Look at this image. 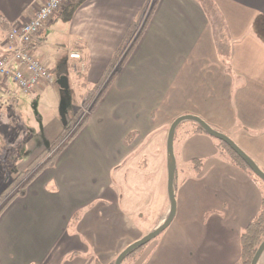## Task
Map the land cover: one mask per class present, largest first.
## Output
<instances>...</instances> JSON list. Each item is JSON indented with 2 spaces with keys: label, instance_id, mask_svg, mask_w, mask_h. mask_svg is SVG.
<instances>
[{
  "label": "crops",
  "instance_id": "obj_1",
  "mask_svg": "<svg viewBox=\"0 0 264 264\" xmlns=\"http://www.w3.org/2000/svg\"><path fill=\"white\" fill-rule=\"evenodd\" d=\"M156 1L87 0L67 21L64 7L32 38L31 51L51 70L44 45L59 24L76 40L61 61L74 68L80 62L70 54L80 52L85 79L98 83L132 24L149 18L87 125L0 215V264H114L170 214L162 138L180 116L231 134L264 171V29L257 25H264V0H159L154 8ZM42 3L0 0V57L10 28L29 21ZM62 82L69 85L66 76ZM50 85L25 94L4 80L0 138L15 129L7 102L18 114ZM157 131L162 150L152 152ZM175 137V218L123 264H242L241 234L261 209V187L220 154L212 137ZM12 176L0 168V192Z\"/></svg>",
  "mask_w": 264,
  "mask_h": 264
},
{
  "label": "rangeland",
  "instance_id": "obj_2",
  "mask_svg": "<svg viewBox=\"0 0 264 264\" xmlns=\"http://www.w3.org/2000/svg\"><path fill=\"white\" fill-rule=\"evenodd\" d=\"M60 17L64 19V16H60ZM257 25L258 28L264 29V25L262 26L261 19L258 20ZM53 28L54 29L52 30L51 35L50 36L48 35L47 37L46 45H44L45 46L44 54L51 61L50 71L54 75L55 82L49 87H47L41 93L43 95L39 97L40 99H36L35 102L33 101L30 102L28 105H26L23 108H18L17 109L19 112L18 114L15 113L16 108L14 106L10 105L8 102L5 105L6 108L4 109V111L9 113L8 115L10 119L14 118V122H11L10 126L12 125L13 127H15V129L12 128L14 130L9 131L6 138L5 135L4 137L0 138V168L4 170L5 174L13 175L12 176L13 178L7 181L8 183L6 187H4V189L0 192V208L2 205H4V202L7 201L9 197H11V195L9 194H11L12 192L5 193L7 186L17 177V175L30 168L31 166L30 164L37 158L36 156L45 149L48 141L51 144L57 142L58 137L61 135L65 125L64 124L65 117L68 119L70 118L73 119L71 121L72 126L70 132L67 135H65L63 139L60 140L61 141L60 143L58 142L59 144H57L56 149L59 148L63 143H65L67 137L71 134V131H75V128L79 124H81L82 121L87 119V123H88L89 119L93 114L91 113L92 110L91 107L96 102H99L96 108L98 109V107L102 104L108 92L107 91L105 94H102V92L105 90L106 86L108 85V82L111 80L110 77L112 74L111 69L113 67H111L109 70L108 69L106 70V73L101 79L102 81L98 83L88 82L84 76L86 74V72H84L85 67L83 71L76 72L73 67L71 69L67 67V62L61 61V60H65L67 58V55L69 56L68 53L70 49H72V47L74 46L76 40L69 33L65 32L60 27L59 24H57ZM56 59H59V61H57ZM63 62H65L67 70L63 72L64 74L62 75L60 73L61 70L60 68L62 64L60 63ZM113 65H115L116 69L122 70V68L119 67V65L116 64ZM64 76H66L69 80V85L66 87L61 84V79ZM92 90H95L94 96L92 95L90 99H87L88 94L92 92ZM185 95L186 97H189V94H185ZM186 115H190V114H186ZM16 122L17 124L14 125ZM192 123L193 121L191 120H186L182 122L181 127H179V129H177L176 131L178 137L181 134H183L185 131H187L188 126ZM170 126L171 124H169L166 127V133L169 132ZM221 133L225 134L224 132ZM161 135H162V131H157L154 132L153 135L150 137L152 141L154 140V142H152L151 144L150 151L154 152L158 150V152H160L162 150V147L160 149L156 147L157 145L156 141L161 138ZM225 135L231 138L230 136L231 134H225ZM132 137L135 139L136 135H132ZM162 140H163V154L165 155V157L169 159V154L167 149V136L163 137ZM213 140H215L216 142H218L217 144H219L218 139L213 138ZM178 145L179 142L176 139V143H174V147H175L174 154L178 149ZM218 146H219L218 148L220 150V154L222 153V155L225 158H227V156L230 157L228 152L222 146L220 145ZM241 149L243 150V148ZM45 156L47 157V154ZM45 156L43 158H45ZM43 158L34 165L30 173L39 170L40 166L44 161ZM252 159L255 161L254 158ZM153 162L154 165H157L156 158L153 159ZM255 181L261 187V190L263 191V195H264V182L259 179H256ZM165 221L166 220H164V222ZM163 223L162 224L160 223V226L163 225ZM158 227L156 226L155 228L151 229L143 237L152 233ZM145 246H143V248ZM134 256L135 255H133L130 258H133Z\"/></svg>",
  "mask_w": 264,
  "mask_h": 264
},
{
  "label": "trees",
  "instance_id": "obj_3",
  "mask_svg": "<svg viewBox=\"0 0 264 264\" xmlns=\"http://www.w3.org/2000/svg\"><path fill=\"white\" fill-rule=\"evenodd\" d=\"M87 0H70L65 8L63 9V15L65 20H70L76 10L83 5ZM159 1V0H158ZM158 1L155 2L154 8L157 5ZM153 8V10H154ZM149 21L146 20V22L143 24V26H140L139 20L134 22L130 29L128 30L123 44L121 45L120 49L114 54L110 65L108 67V70L111 69V80L108 82V85L106 86L105 90L102 92V94H105L111 84L113 83L112 80L115 79V77L119 74L120 69H116L115 65H119V67L123 68V66L127 63L131 53L133 52L136 44L138 43L139 39L141 38L147 23ZM1 27V26H0ZM4 27V25L2 26ZM1 31H5V28H1ZM136 33V34H135ZM115 75V76H113ZM114 78V79H113ZM102 81V80H101ZM108 89V90H107ZM96 90V89H95ZM95 90H92L87 96V99H90V97L93 95ZM99 101V100H98ZM99 102H96L92 107H91V113L95 111L97 108ZM73 119H66L64 128L62 130L61 135L58 137L57 142L54 144H49L38 156L37 158L30 164V168L19 175L7 186L6 192L9 193L12 192L11 197L7 201L4 202V205L1 206L0 208V215L2 212L8 207V205L15 200L16 198H20L25 196L28 187L33 183V181L40 175V173L49 167H52L55 165V162L57 158L60 156V154L67 148V146L78 136V134L81 132V130L86 126L87 124V119L82 121L81 124H79L76 128L75 131H71V134L67 137L65 143H63L59 148L56 149L57 144H59L61 139L65 137L70 132L71 126H72V121ZM182 123L177 127H181ZM189 130H187V133L191 134H206L208 135L205 130L198 124L193 121L192 124L189 125ZM176 129V131H177ZM176 136V133H175ZM219 141L220 146H222L230 155L227 156V158L234 163L236 166L239 168L245 170L248 172L250 176H252L255 180L259 179L261 180L258 176H256L252 170L249 168V166L240 158L239 155H237L226 143ZM59 142V143H58ZM219 147V146H218ZM47 154V157L45 156ZM222 155V153H221ZM45 156V158H43ZM223 156V155H222ZM43 158V163L40 166L39 170L30 173L31 169L34 167V165L39 162ZM194 167H199L200 166V160H194L193 161ZM176 177V176H175ZM262 181V180H261ZM175 182V180H174ZM17 185V186H16ZM264 241V195L262 198V205L261 209L258 213V215L254 218V220L248 225L246 229L243 230L241 234V262L242 264H251L253 257L255 256L259 246L263 243ZM143 248V247H142ZM142 248H139L132 253H130L124 261L135 255V253L139 252ZM115 264V263H114Z\"/></svg>",
  "mask_w": 264,
  "mask_h": 264
},
{
  "label": "built area",
  "instance_id": "obj_4",
  "mask_svg": "<svg viewBox=\"0 0 264 264\" xmlns=\"http://www.w3.org/2000/svg\"><path fill=\"white\" fill-rule=\"evenodd\" d=\"M70 0H43L29 21L14 25L6 36V54L0 57V87L4 80L12 79L25 94L38 86L53 84L54 75L48 66L31 51L32 38L53 16L60 12ZM70 58L78 60L75 71H83L85 64L80 52H72Z\"/></svg>",
  "mask_w": 264,
  "mask_h": 264
},
{
  "label": "water",
  "instance_id": "obj_5",
  "mask_svg": "<svg viewBox=\"0 0 264 264\" xmlns=\"http://www.w3.org/2000/svg\"><path fill=\"white\" fill-rule=\"evenodd\" d=\"M62 85H64L63 82H62ZM186 120H191V121L198 123L209 136L226 143L249 166L252 172L264 182V171L231 138L221 133L220 131L212 128L207 122H205L203 119H201L198 116L183 115V116L178 117L171 124L169 128V132H168V138H167V149H168V154H169L167 191H168V196H169L170 203H171L170 214L168 218L166 219V221L163 223V225L159 226L156 230L146 235L142 239L130 244L125 250H123L121 254L118 256L115 264H123L125 258L130 253H132L133 251H135L136 249L140 247L145 246L150 241L158 237L163 231H165L170 226V224L175 218L177 204H176V196H175V191H174V180H175V172H176V157L174 154V139H175V133H176L177 127ZM263 253H264V241L259 246L255 256L253 257L251 264H258Z\"/></svg>",
  "mask_w": 264,
  "mask_h": 264
}]
</instances>
